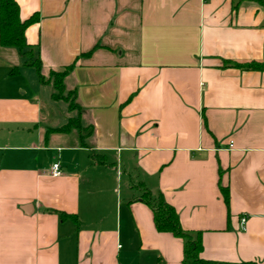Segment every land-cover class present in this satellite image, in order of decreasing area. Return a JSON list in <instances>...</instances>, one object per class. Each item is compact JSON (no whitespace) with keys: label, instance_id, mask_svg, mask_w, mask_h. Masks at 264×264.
Segmentation results:
<instances>
[{"label":"crops","instance_id":"1","mask_svg":"<svg viewBox=\"0 0 264 264\" xmlns=\"http://www.w3.org/2000/svg\"><path fill=\"white\" fill-rule=\"evenodd\" d=\"M15 1L21 20L38 15L24 36L41 75L75 63L64 88L82 132L47 135L76 113L0 46V264H182L139 186L201 234L204 260L264 264V72L226 66L264 63V7Z\"/></svg>","mask_w":264,"mask_h":264},{"label":"trees","instance_id":"2","mask_svg":"<svg viewBox=\"0 0 264 264\" xmlns=\"http://www.w3.org/2000/svg\"><path fill=\"white\" fill-rule=\"evenodd\" d=\"M260 3L264 7V0H253ZM38 21V15L33 14L26 20L19 17V7L15 0H0V46L3 48H13L17 50L19 56L24 60L23 64L35 69L39 81L43 85H50L52 88V100L54 102H62L67 105L69 112H76L75 117H71L67 124L47 130V135L53 133L69 134L72 131L82 132L79 126L78 115L80 108L76 103V91L71 90L65 93L64 81L74 67L75 63L65 67L62 71H51L48 78L45 79L41 75V62L38 58H34L32 48L25 41V30ZM93 50L82 54L85 57L91 55ZM226 66L246 71L264 72V63H234L227 62ZM95 157V158H94ZM97 162L99 157L93 155ZM223 201L228 205L229 194L227 188L219 187ZM140 192L138 200L144 203L153 214L155 229L158 233H168L183 242L182 264H228L218 263L204 260L201 257L203 251L201 234L199 232H190L182 229L177 213L163 198L161 194L153 195L148 189L139 186ZM61 220L72 219L76 222L74 216L67 215L64 212L56 211ZM235 264H258L256 262H241Z\"/></svg>","mask_w":264,"mask_h":264},{"label":"built area","instance_id":"3","mask_svg":"<svg viewBox=\"0 0 264 264\" xmlns=\"http://www.w3.org/2000/svg\"><path fill=\"white\" fill-rule=\"evenodd\" d=\"M230 147H232V143H230ZM50 175L52 177H58L61 175V171H60V165L59 163H54L52 166H51V171H50ZM245 218H241L240 220V224H241V229L244 230V226H245Z\"/></svg>","mask_w":264,"mask_h":264},{"label":"rangeland","instance_id":"4","mask_svg":"<svg viewBox=\"0 0 264 264\" xmlns=\"http://www.w3.org/2000/svg\"><path fill=\"white\" fill-rule=\"evenodd\" d=\"M57 105H58V107L60 108V110H62L63 107H64V104H63L62 102H58ZM74 112H75V111H74ZM58 113H59V114H57V115H59L58 118L60 119V114H61V112L58 111ZM75 113H76V112H75ZM60 120H61V119H60Z\"/></svg>","mask_w":264,"mask_h":264}]
</instances>
